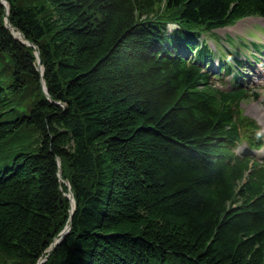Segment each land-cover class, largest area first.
I'll return each mask as SVG.
<instances>
[{
  "label": "trees",
  "instance_id": "1",
  "mask_svg": "<svg viewBox=\"0 0 264 264\" xmlns=\"http://www.w3.org/2000/svg\"><path fill=\"white\" fill-rule=\"evenodd\" d=\"M6 1L32 44L0 1V264H264L258 125L202 38L264 0Z\"/></svg>",
  "mask_w": 264,
  "mask_h": 264
},
{
  "label": "rangeland",
  "instance_id": "2",
  "mask_svg": "<svg viewBox=\"0 0 264 264\" xmlns=\"http://www.w3.org/2000/svg\"><path fill=\"white\" fill-rule=\"evenodd\" d=\"M261 25H264V17H248L240 20L233 26L216 29L213 32L214 35L208 37V41L213 47L216 46L217 42L218 44L221 43L222 45L225 44L227 47H230L229 41L227 39V37L230 35L231 37L235 38L236 42L239 44L237 47L243 52V54L238 52L239 57L241 59H245L244 54L247 55V59L250 61L247 62L245 60V64H252L253 60L251 56H257L259 50L254 51L250 46H244V43L248 40L264 42V27L262 26V28ZM261 54L264 56V50ZM215 62H217L216 58L214 60V63ZM257 64L258 66H249V64H246V68L243 71L245 75L250 74L249 80L251 81V84L248 86L249 89H251V92L258 91L259 95L257 97H251L248 100L243 101L242 107L244 108L246 114L258 120L262 130L264 131V83L252 81L256 80V72H261L264 69V59L260 57ZM252 67L255 69L253 70ZM226 79L229 80V77L227 76ZM241 148L242 147H239V149ZM256 155L259 157H264V148L263 150H257Z\"/></svg>",
  "mask_w": 264,
  "mask_h": 264
},
{
  "label": "water",
  "instance_id": "3",
  "mask_svg": "<svg viewBox=\"0 0 264 264\" xmlns=\"http://www.w3.org/2000/svg\"><path fill=\"white\" fill-rule=\"evenodd\" d=\"M5 6H6V0H0ZM7 16L5 18V23H6V26L11 30V32L13 33V35L19 39V40H22L28 44H32L30 41L26 40L24 34L22 31L16 29L10 22L9 18H8V14H9V6L7 7ZM36 55L38 57V69L40 70L41 74L43 73V70H44V67L41 63V59L39 57V52L36 51ZM42 84H43V89L45 91V93H47V88H46V85H45V82L42 81ZM60 161V160H59ZM60 178L61 180L62 179V176H61V171H60ZM64 182L66 183L67 187H68V193H65L68 198L70 199V203H71V216H70V219H69V224L65 226V228L60 232V235L59 237H56L53 242L51 243L50 247L48 248V250H52L65 236V234L68 232V230L70 229L71 227V223H72V216L74 214V211H75V208H76V202H75V198H74V194H73V191L71 190V184L69 182V180H64ZM49 256V253L42 257L38 262L37 264H40L41 262H43L45 259H47Z\"/></svg>",
  "mask_w": 264,
  "mask_h": 264
},
{
  "label": "bare ground",
  "instance_id": "4",
  "mask_svg": "<svg viewBox=\"0 0 264 264\" xmlns=\"http://www.w3.org/2000/svg\"><path fill=\"white\" fill-rule=\"evenodd\" d=\"M6 6H7V7L9 6L8 2H6Z\"/></svg>",
  "mask_w": 264,
  "mask_h": 264
}]
</instances>
